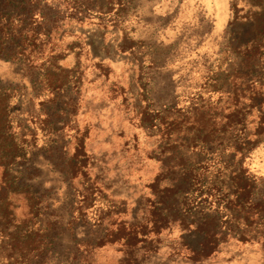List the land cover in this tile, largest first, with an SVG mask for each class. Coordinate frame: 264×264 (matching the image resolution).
<instances>
[{
	"label": "rangeland",
	"instance_id": "1",
	"mask_svg": "<svg viewBox=\"0 0 264 264\" xmlns=\"http://www.w3.org/2000/svg\"><path fill=\"white\" fill-rule=\"evenodd\" d=\"M253 1L0 0L11 30L0 32V264L53 219L61 262L99 214L103 230L146 235L97 248L94 264H264L258 243L235 238L187 259L202 236L179 225L215 212L207 194L231 197L243 157L264 193V137L252 146L264 113V0ZM163 193L174 212L153 229ZM79 211L91 225L74 222L70 234Z\"/></svg>",
	"mask_w": 264,
	"mask_h": 264
},
{
	"label": "trees",
	"instance_id": "2",
	"mask_svg": "<svg viewBox=\"0 0 264 264\" xmlns=\"http://www.w3.org/2000/svg\"><path fill=\"white\" fill-rule=\"evenodd\" d=\"M249 1L254 2L253 0ZM232 6H234L233 3ZM3 30L11 32L8 24L4 25L0 22V32H3ZM254 49V46H247L245 48L242 64H246L248 67L251 65L250 60L254 58ZM237 115V113L231 114L228 120L231 122L232 118H236ZM242 117L241 121L243 122L246 119V115L242 114ZM257 118L258 126L254 132L252 146L260 142L264 137V113H260ZM247 142L249 143L245 139L244 147L246 148H248ZM243 160L244 157L241 159L239 168H237L238 170L230 176L229 183L231 187L235 188L230 198H223L225 201L218 202V197L215 194H207L208 197L204 196V198H209L208 205L210 208H214L215 212L207 213L205 216L185 222V224H183V220L179 222V225L184 227L185 232H195L202 236L197 242L196 247L186 250L187 259L199 261L207 258L216 253L219 247L231 238H235L241 242L255 241L260 245L264 253V193L258 194V177L248 171L244 166ZM176 183L182 186L189 184L190 178L185 176ZM160 198V205L154 207L151 211L152 219L150 220L152 224L150 226L153 229H161V227L165 226L170 221V217L174 212V203L168 204L166 202V194L163 193ZM35 199L38 202L40 201L39 198ZM82 199L81 202H85V196ZM89 218L94 221V226L90 227V235L70 238L62 250L61 262L58 259L52 258L51 253L53 237L50 230L54 228V225L57 224L56 221H58L57 219H53V222H46V227L41 223L38 226L39 228L34 229L35 237L33 238V244L27 243L21 246L18 249L20 251L17 258L13 257L12 254H8L6 259L9 260L1 264H55L53 263L54 261H59L60 264H94L93 254L97 248L120 240H122V244L124 245L134 244L137 242L138 233L146 235L145 230L139 229H129L127 233L123 232L121 226L116 228V230H103L100 228L103 225V215H94ZM233 220L236 221V225L231 224L234 222ZM79 221L91 225L82 212L79 211L68 224L67 229L70 231V234L74 232L72 231L73 223ZM121 233L123 234L121 235ZM16 240H19L18 237L12 238L13 242L11 244H15ZM13 251L12 248L11 253Z\"/></svg>",
	"mask_w": 264,
	"mask_h": 264
}]
</instances>
